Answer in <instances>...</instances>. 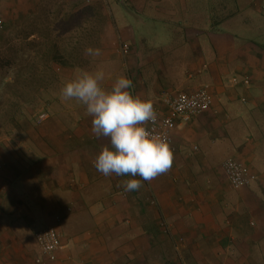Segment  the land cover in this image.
I'll return each mask as SVG.
<instances>
[{
    "label": "crops",
    "instance_id": "0c3cea01",
    "mask_svg": "<svg viewBox=\"0 0 264 264\" xmlns=\"http://www.w3.org/2000/svg\"><path fill=\"white\" fill-rule=\"evenodd\" d=\"M110 1L103 8L100 54L83 48L71 60L75 64H52L53 78L65 75L68 82L83 71L96 73L91 68L101 62L110 70L102 87L111 89L125 76L134 96L165 113L164 93L204 86L212 107L177 121L171 172L142 181L138 191H125L123 181L139 177L104 176L94 167L109 140L93 134L82 104L58 100L57 111L42 122L0 116V264H35L41 255L35 233L47 227L56 228L63 243L49 264H264V0H244L229 10L230 4L224 11L232 10L229 16L216 21L226 2L213 0L218 12L209 10L213 22L205 27L187 19L165 23V29L181 31L180 40L158 54L151 47L136 51L132 31L119 39L110 5H130L127 12L155 30L152 12L171 16L174 4L191 8L198 0ZM22 6V14L33 12L27 0ZM244 14L248 36L221 31ZM118 44L129 53L118 51ZM235 77L250 78L251 86L231 85ZM229 158L259 179L232 187L223 168Z\"/></svg>",
    "mask_w": 264,
    "mask_h": 264
},
{
    "label": "rangeland",
    "instance_id": "374dc122",
    "mask_svg": "<svg viewBox=\"0 0 264 264\" xmlns=\"http://www.w3.org/2000/svg\"><path fill=\"white\" fill-rule=\"evenodd\" d=\"M32 1L27 0L28 5L33 7L31 9L36 10V12L38 13L37 15H35V17L34 14L21 13L23 11L22 5L25 0H0V15L5 21V26L3 25L4 28L2 27L0 29V66L2 61H4L8 56H10L11 51L8 45L11 44V46L18 48L19 44L22 42V36H24L22 32H24V30L30 26V23L36 18V16L42 13L40 16H42V18H45L47 12L55 13L53 11L58 10L59 7L62 9V12L60 14L59 21L56 20V22L58 21L60 26L57 31L56 29L53 31L55 34L54 36L59 35L57 37H59L58 39L61 43L59 49L62 51V53L66 55L68 51L70 52L72 50L73 45H77V43H81L80 47H82V51L83 48L88 47L93 49V51L95 52V50L99 48L100 43L98 41L101 40L104 33V31H102L103 25L98 23L99 16L91 12V9L95 10V8L98 7L103 10L102 5H104L105 7H108L109 5L106 4V0H103L104 3H102L101 0H36L35 5H30ZM192 1L193 3H195V0ZM224 1L226 2V5L219 7L222 12L219 15L214 16V21L226 19V17L229 16L232 10L228 14H225V8L231 4L229 6V10L233 7L234 9H236L238 6H240L239 2H243L244 0ZM110 2L113 1L111 0ZM212 2L213 0H198L195 5L192 6L197 11L196 13L193 12V9H191L192 7L188 8L181 3L174 4L175 12L171 16L167 13L157 14L156 12H158V10H156L152 12L153 17L158 22L155 24V30L149 29V22H145L141 15L135 14V16H137V18H135L134 16L129 14L127 11H132L133 9V7H131L130 5H124L120 2V4L112 3L110 6H112L111 11L113 16V22L115 25V29L118 35L120 36L119 39L121 40V37H124L123 35H131L132 31L134 36L133 41H136V44L139 43L138 46L135 47L136 51L138 49L140 53L143 50L145 52L149 49V47H151L152 51L154 50V54H158V51H165L168 48H176L177 43L180 40L177 34L181 31L176 32L173 29H165V23H169L173 20L187 19V21L190 22L192 25L197 24L201 27H205L208 21L207 14L210 12H218V9L216 8L218 4L213 5ZM76 3L80 5L78 9H76V7L74 6ZM74 8L76 10H74ZM79 9H81L82 11ZM88 9L90 10L88 11ZM203 12H205V16L201 18V14ZM246 18V14H244L242 17H237V21L231 25V28L224 27L221 31L232 34L238 33L243 36H248V30L243 28L245 26L243 22ZM78 23L79 25L77 26V28L74 29L73 24ZM99 32L101 37L99 35ZM16 35H19L20 37L16 38ZM8 39H11L10 42L6 41ZM172 39L174 40L172 41ZM29 41H34L38 45L41 40L36 39V37H32ZM160 44L163 47H155ZM118 45V51L122 52L123 47L120 46V44ZM37 49V52L41 53L38 54L35 51V54H44V48L38 47ZM74 58H77V56H74ZM91 70H94L96 72H98L97 70H99L104 75L110 72V70L103 66V63L101 62L98 63L97 67L91 68ZM21 73L23 74V76L22 80H18V88H20L25 93L24 98L18 99L13 95V88H9L11 91H8L6 93V96L4 97L0 106V116H4L3 118L5 119L9 117H19V115L21 114V109L23 108V110L26 109V112H28L30 120L32 119L34 121L36 120L42 122L45 118L52 116L53 113L57 111V107L59 106L57 105V101L62 100L60 96V90L64 86V84L67 83V77L63 75L59 76L58 78H52V73H48L47 70L44 71V61L42 60V57L41 59H33L32 66L23 68ZM46 73H48V75ZM32 77H35V81L37 84H32ZM11 81L12 79L10 80V82ZM45 90L49 91L45 93ZM49 97L51 98V101L48 104L46 102V99ZM33 99L35 100V102H33L35 105L31 107L30 105H28V103ZM12 104L20 106L19 108H16L12 106ZM4 128L9 129L12 127ZM0 129H2V127H0ZM247 169L253 175H255L257 179H259L256 173L251 171V169H249L248 167Z\"/></svg>",
    "mask_w": 264,
    "mask_h": 264
},
{
    "label": "clouds",
    "instance_id": "9594fccd",
    "mask_svg": "<svg viewBox=\"0 0 264 264\" xmlns=\"http://www.w3.org/2000/svg\"><path fill=\"white\" fill-rule=\"evenodd\" d=\"M86 54L100 53L89 48ZM103 80L102 72L83 71L64 84L60 96L85 106L93 134L109 140L93 162L97 171L104 176L139 177L123 181L125 191H138L142 181L150 183L169 174L174 155L167 138L146 127L157 119L153 103L134 96L129 91L133 83L125 76L118 77L111 89L102 87Z\"/></svg>",
    "mask_w": 264,
    "mask_h": 264
},
{
    "label": "built area",
    "instance_id": "2783aa9c",
    "mask_svg": "<svg viewBox=\"0 0 264 264\" xmlns=\"http://www.w3.org/2000/svg\"><path fill=\"white\" fill-rule=\"evenodd\" d=\"M89 1V0H88ZM4 25V20L0 15V29ZM122 54L127 55L130 48L122 46ZM231 85L238 86L240 84L245 87L251 86V79L232 78ZM162 103L166 107L167 113L155 108L157 119L155 124L149 123L146 125L148 130L153 134L165 136L170 144L173 152L172 142L173 134L177 128V121H188L191 117H198L211 109L213 98L207 86L192 93H164ZM223 168L232 187L242 189L249 187L258 179L253 175L247 167L234 158H229L225 161ZM59 220V217L56 218ZM36 242L38 244L41 255L35 259V264H49L58 259L59 253L63 250L62 236L54 227H47L35 233Z\"/></svg>",
    "mask_w": 264,
    "mask_h": 264
},
{
    "label": "trees",
    "instance_id": "16d2710c",
    "mask_svg": "<svg viewBox=\"0 0 264 264\" xmlns=\"http://www.w3.org/2000/svg\"><path fill=\"white\" fill-rule=\"evenodd\" d=\"M74 6L76 7V9L80 7V5L77 3ZM102 6L103 8L105 7L104 5ZM76 9L74 8V10ZM89 10L90 9H88V11ZM95 10L91 9V12L99 16L98 23L102 24L104 28L105 23H106L104 11L98 7H96ZM53 12L55 13L47 12L45 18H42V16H40L42 13L36 16V18L30 23V26L27 27L24 30V32H22L24 36H22V39H21L22 42L19 44L18 48L11 46V44L8 45L11 51L10 56H8L4 61H2L1 66H0V70L5 69V71H1V75H0V106H1V103L4 97L6 96V93L8 91H11L9 88H13V95L15 97H17L18 99L24 98L25 93L20 88H18V84H19L18 80L20 79L22 80V76H23V74L21 73L22 69L28 66H32L33 59L35 58L41 59L42 57V60L44 61V71L47 70L48 73L53 72L52 64L56 63L62 66L75 64V62H72L71 60L74 58V56L76 57L81 53L82 51V47H80L81 43L76 42L77 45H73L72 50L70 52L68 51L66 55L62 53V51L59 49L61 45V43L59 42L60 40L58 39L59 37H57L59 35L54 36L55 34L53 31L55 29L56 31L59 29L60 24L58 23V21H59V17L62 12V9L59 7L58 10H54ZM31 14H34V17H35V15H37L38 13L36 12V10H33ZM56 20L58 21L56 22ZM73 25H74L73 28L75 29L77 28L79 23L73 24ZM99 35H100V32H99ZM16 36H17L16 38L20 37L19 35H16ZM32 37H36V39L41 40L40 43L37 45L34 41H29L30 38ZM10 40L11 39H8L6 41L10 42ZM98 42L100 43V40ZM38 47H42L45 49L44 54H41L43 56L35 54V51L36 52L38 51L37 49ZM37 53L40 54L41 52H37ZM6 71H10V75H11L10 77L12 79L11 82L7 81L8 75ZM48 73L46 74L48 75ZM35 80H36L35 77H32V81H33L32 84H37ZM45 91H46L45 93H47L49 90H45ZM50 99H51L50 97L46 99V102L48 104L51 101ZM33 102H35L34 99L31 100L28 103V105L33 107L35 105ZM12 106L19 108L20 105L18 106V105L12 104ZM21 115L22 117H27L28 119H30V116L28 112H26V109L25 110H23V108L21 109Z\"/></svg>",
    "mask_w": 264,
    "mask_h": 264
}]
</instances>
